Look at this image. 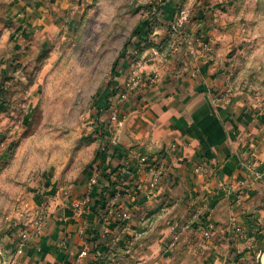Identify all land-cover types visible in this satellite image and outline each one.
Here are the masks:
<instances>
[{
	"label": "crops",
	"instance_id": "1",
	"mask_svg": "<svg viewBox=\"0 0 264 264\" xmlns=\"http://www.w3.org/2000/svg\"><path fill=\"white\" fill-rule=\"evenodd\" d=\"M175 3L164 2L167 20L174 18L178 8ZM73 4L79 5L71 0H0V104L11 103L7 92L14 85L7 60L42 47L63 24ZM201 17L192 15L187 25V42L195 48V57L188 43L170 59L153 58V47L140 59L134 57V64L145 62V75L147 63L154 65L151 68L157 73L150 76H157V82L120 103L121 123L109 124L110 146H121L128 152L127 159L122 158L124 154L120 161L111 163L113 167L124 163L126 180L117 181L108 169L117 184L108 189L109 182L101 176V157L105 153L101 148L97 154L99 183L91 186L90 178L83 177L70 199L56 196V187L45 176L32 181L25 189L27 193L21 195L26 200L21 207L26 206L28 218L21 226L6 227V264L258 261L256 250L264 247V179H257L255 173L264 171V115L257 116L237 100L227 99L222 95V84L212 81L213 72L205 61L210 34L206 24L212 20L207 17L203 21ZM161 35L162 42L146 38L168 48L167 33ZM143 46L138 43L135 50ZM144 100L148 111L141 114L140 103ZM164 103L170 105L166 111H162ZM108 115L98 118V130L100 124L110 122ZM135 118L146 123L139 127ZM18 123L17 112L0 113V159L10 149ZM141 151L154 155L157 170L139 165ZM106 153L111 154V150ZM127 161L138 170L136 175L126 171ZM197 165L204 168L201 174L194 172ZM156 171L163 173V179L150 200L147 188ZM35 208L39 210L36 216L35 211L31 212ZM153 214L162 216L151 226ZM42 216L46 222L41 234L36 235L35 225ZM209 225L213 228L205 237ZM25 234L29 235L27 239L23 238ZM176 235L177 245L170 247ZM82 252L88 255L81 258Z\"/></svg>",
	"mask_w": 264,
	"mask_h": 264
},
{
	"label": "rangeland",
	"instance_id": "2",
	"mask_svg": "<svg viewBox=\"0 0 264 264\" xmlns=\"http://www.w3.org/2000/svg\"><path fill=\"white\" fill-rule=\"evenodd\" d=\"M166 1L71 0L79 5L73 4L42 47L7 60L14 85L7 92L11 103H5L4 109L17 112L21 123L0 159L3 264L9 257L3 241L6 227L21 226L28 218L21 204L32 181L45 176L56 187V196L70 199L83 177L99 175L97 154L106 142L95 133L99 131L97 118L108 113L106 95L120 88L135 67L140 39L135 35L164 40L161 34L168 32L172 22L163 13ZM175 1L177 11L187 9L203 21L211 17L212 22L206 24L210 34L205 61L213 72L212 81L222 84V95L257 116L264 115V0ZM152 66L147 63V76L157 73ZM141 103V114H145L147 101ZM163 105L162 111L170 106ZM134 121L139 127L145 122ZM38 211L31 209L35 216ZM161 216L153 214L149 222ZM262 250L263 246L256 250L257 258Z\"/></svg>",
	"mask_w": 264,
	"mask_h": 264
},
{
	"label": "built area",
	"instance_id": "3",
	"mask_svg": "<svg viewBox=\"0 0 264 264\" xmlns=\"http://www.w3.org/2000/svg\"><path fill=\"white\" fill-rule=\"evenodd\" d=\"M191 13L189 10L187 9H183L181 11H177L175 12L174 18L172 20V22L168 25V32H167V40L169 42V47L167 48V46H164L163 44H156V46H154L151 49V55L153 56V58L155 59H159V60H165L169 57V53L173 56L177 55L184 47L185 44H187L188 40V35H187V25L191 20ZM189 45V52L191 54V56L195 57L196 56V50L195 48L192 46L191 43H188ZM138 54V50H135L134 52V57H136ZM152 59V58H150ZM145 62H137L135 64L134 69L128 74L124 84L120 87L121 91H120V95L119 98L117 99V103L112 106L110 112H109V120L110 123L112 125H118L121 123V118H120V103L126 101L129 99L130 95L133 92H137L139 90H141L143 87H145L146 85H153L157 82V76H147L144 74L143 72V67ZM0 84H1V80H0ZM137 162L139 163V165L143 168H147L149 166V158L147 156H139L137 158ZM131 162L127 161L126 162V171L131 169ZM243 166L248 168V166H246V164L243 163ZM204 168L201 165H197L194 169V172L196 174H201L203 172ZM128 172V171H127ZM129 173V172H128ZM255 177L257 179H264V171H257L255 173ZM163 179V173L156 171L153 172L152 176H151V180L148 184V193H147V197L148 199H153L155 198L156 195V191L159 187V185L161 184ZM99 183V175L95 174L90 178L89 184L91 186H95ZM86 202L88 201L87 199L85 200ZM77 206V205H76ZM112 212V211H111ZM161 217H159L160 219ZM154 219L150 222V225H154L156 220ZM46 222V217L42 216L39 221L36 223V230H35V234L39 235L42 232V226H44ZM213 226L209 225L207 230H205L204 232V236L205 237H209L211 234V230H212ZM236 232L240 233L239 229H236ZM140 235L139 234H135V238H138ZM29 237L28 234H25L23 236L24 239H27ZM179 236H175L173 238V240L170 242V247H175L177 245V241H178ZM88 255L87 252H82L81 253V258H84Z\"/></svg>",
	"mask_w": 264,
	"mask_h": 264
},
{
	"label": "trees",
	"instance_id": "4",
	"mask_svg": "<svg viewBox=\"0 0 264 264\" xmlns=\"http://www.w3.org/2000/svg\"><path fill=\"white\" fill-rule=\"evenodd\" d=\"M159 10L161 11V7H159ZM135 36L138 37V38H140L138 40V43H141V44L144 43V46L142 48L140 47L138 49V54H137L136 59H140L142 57V54H143V52L145 50L151 49L152 47L156 46V44L154 43V41H150L148 38H145L140 33L137 34V35H135ZM0 87H2L1 84H0ZM120 91H121V88H117V89H115L113 91H110V93L108 95H106V101H105V104H106L105 107L106 108L104 110L107 111L108 113L111 110L112 106L115 105L117 99L119 98ZM133 93H135V92H133ZM129 99H130V97H129ZM5 106H6L5 103H1L0 104V113L7 111V110L4 109ZM105 114L107 116V113H105ZM100 116L101 115H99L98 118H100ZM98 118H97V121H99ZM109 124H110V122L108 124L105 123V122H103L102 124H100L101 125L100 130L99 131H95L96 135H98V137H99L100 140H102V141L105 140V142H106L105 149H110L111 150V154L110 153L107 154L106 151H105L104 154H102V157H101V159H102L101 166L102 167H100L102 169L101 176L104 179H106V181L109 182V188L108 189H110V187H112V186H116L117 185V184H115L113 182L112 177L109 176L110 174H111V176L114 175L115 178H117V181H119V182L121 181V179H123V176L125 175V172H122V169L125 168L124 163H123V165L122 164L121 165L119 164L116 167H113L111 163L113 161H120L121 155H124V154H125L124 155L125 157H122V158L127 159L126 157H127V153H128L121 146H112V145L110 146L111 140H110V134H109V130H110ZM140 153H141L142 156H147L149 158V160H150L149 166L147 167L148 170H152V169L153 170H157L158 169V166L156 165V161L153 162V160H152V158H154L153 157L154 155H150V154H148L146 152H143V151H141ZM106 164H108V166H106ZM105 166H106V168H105ZM108 169H111L112 170V172L109 175L107 173ZM127 171L129 172V174L131 176L132 175H136V173H138V170H136V168L135 169L134 168H131V169L127 170ZM120 176H122V178H120ZM102 177H101V179L103 180ZM123 180L125 181L126 178H124ZM105 188H103V189H105ZM103 192H105V190L104 191L102 190V194H103ZM111 197H112V195H111Z\"/></svg>",
	"mask_w": 264,
	"mask_h": 264
},
{
	"label": "water",
	"instance_id": "5",
	"mask_svg": "<svg viewBox=\"0 0 264 264\" xmlns=\"http://www.w3.org/2000/svg\"><path fill=\"white\" fill-rule=\"evenodd\" d=\"M264 254V250L261 251L260 255H259V258H258V264H263L262 263V260H261V257L262 255ZM0 260H1V263L0 264H3L4 260H3V257L0 255Z\"/></svg>",
	"mask_w": 264,
	"mask_h": 264
},
{
	"label": "bare ground",
	"instance_id": "6",
	"mask_svg": "<svg viewBox=\"0 0 264 264\" xmlns=\"http://www.w3.org/2000/svg\"><path fill=\"white\" fill-rule=\"evenodd\" d=\"M261 260H262V263L264 264V255H263V257L261 258Z\"/></svg>",
	"mask_w": 264,
	"mask_h": 264
}]
</instances>
